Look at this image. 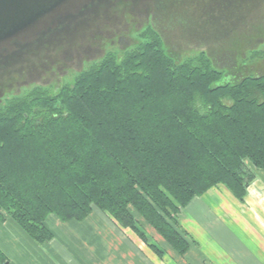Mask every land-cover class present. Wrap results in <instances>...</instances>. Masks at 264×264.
Masks as SVG:
<instances>
[{
    "label": "trees",
    "instance_id": "obj_1",
    "mask_svg": "<svg viewBox=\"0 0 264 264\" xmlns=\"http://www.w3.org/2000/svg\"><path fill=\"white\" fill-rule=\"evenodd\" d=\"M152 1L158 20L132 44L1 99L0 222L44 243L50 217L97 207L160 256L139 221L184 256L183 208L218 184L244 199L264 169V0ZM193 42L207 49L178 51Z\"/></svg>",
    "mask_w": 264,
    "mask_h": 264
},
{
    "label": "crops",
    "instance_id": "obj_2",
    "mask_svg": "<svg viewBox=\"0 0 264 264\" xmlns=\"http://www.w3.org/2000/svg\"><path fill=\"white\" fill-rule=\"evenodd\" d=\"M184 210L182 226L195 240L185 258L147 226L168 246L170 262L134 231L117 230L98 214L84 221L51 218L54 237L44 243L7 218L0 222V246L8 256L5 264H264V169L256 170L242 201L217 185Z\"/></svg>",
    "mask_w": 264,
    "mask_h": 264
},
{
    "label": "water",
    "instance_id": "obj_3",
    "mask_svg": "<svg viewBox=\"0 0 264 264\" xmlns=\"http://www.w3.org/2000/svg\"><path fill=\"white\" fill-rule=\"evenodd\" d=\"M120 1L0 0V100L16 75L22 78L15 87L18 92L31 84H50L41 79L39 64L44 56L70 60L76 71H81L86 61L104 56L94 48L92 37L104 32ZM123 1L142 9L153 5L152 0Z\"/></svg>",
    "mask_w": 264,
    "mask_h": 264
},
{
    "label": "flooded vegetation",
    "instance_id": "obj_4",
    "mask_svg": "<svg viewBox=\"0 0 264 264\" xmlns=\"http://www.w3.org/2000/svg\"><path fill=\"white\" fill-rule=\"evenodd\" d=\"M151 3L153 5L155 4L154 1H151ZM156 15L157 12L150 6L148 9H142L138 5L133 6L131 3L123 0L118 2L112 16L109 17L108 23L104 27V32L101 35H94L92 37L94 48L106 53L110 46L124 48L132 44L135 42V37L132 33L138 30V27L142 25V23L145 25H154ZM137 20L140 22L136 25L135 21ZM44 58L46 60L44 59V61L39 64V67L42 71L41 79L51 81L48 85H57L63 82L66 77L73 75L76 71L73 69V64H71L72 62H70V60H48L47 56H44ZM87 63L88 61L85 62V65ZM21 80L22 78L20 75H16L9 80L8 87H6L3 97H5L9 91H14Z\"/></svg>",
    "mask_w": 264,
    "mask_h": 264
},
{
    "label": "rangeland",
    "instance_id": "obj_5",
    "mask_svg": "<svg viewBox=\"0 0 264 264\" xmlns=\"http://www.w3.org/2000/svg\"><path fill=\"white\" fill-rule=\"evenodd\" d=\"M156 20H158L157 18H155V21ZM139 20H137V21H135V24L137 25V24H139ZM182 25V23L181 22H178V25H175L173 28H174V30H175V33H176V35H178L179 36V38L180 37H183V38H186L185 36V34L183 33V31H182V29H181V25ZM184 24V23H183ZM187 24V26H190V23L189 22H186L185 23V25ZM144 26H145V24H143L142 23V25H140L139 27H138V30H140V29H142V28H144ZM178 28V29H177ZM180 28V29H179ZM132 35L135 37V36H137V32H133L132 33ZM206 37V39L204 38V36H202V39L203 40H209V41H212V42H214L215 41V39L212 37V38H210L209 39V35L208 36H205ZM112 46H110L109 48H108V50H111L112 48H111ZM202 46L200 45V44H197V43H190V44H186V45H183L182 47H180V49L178 50L180 53H183L182 51H189V52H191L192 50H195V48H197V49H199V48H201ZM176 50V49H175ZM101 57V56H100ZM100 57H98L97 59H99ZM51 82V81H50ZM16 89V91H17V88H15ZM15 89H14V91H15ZM218 185H221V184H218ZM217 186V185H216ZM213 187H215V186H213ZM225 188L228 190V191H230L226 186H225ZM185 208H183L182 209V211L180 212V214H179V216H178V219H179V221H180V223L182 224V222H181V219H182V217H183V215H184V212H185V210H184ZM92 214H98V215H102V216H106L108 219V221L109 222H111V224H114V226H115V228L117 229V230H132V231H134L132 228H130V227H123V226H121L116 220H114L108 213H106V212H104V211H101L99 208H97V207H94V210H93V212L91 213V215ZM90 215V216H91ZM50 218H54V219H52V220H57V218L56 217H50ZM51 220V221H52ZM86 220V219H85ZM56 225V222H52L51 223V225ZM147 226H149L148 224H146V225H144L143 224V222H140L139 221V227H140V229L141 230H144L145 231V233H146V236L148 237V239H149V241H150V243H152V244H155V245H157L163 252H164V259H162L163 261H168V262H170L171 261V259H170V255L168 256V254H169V251H167L169 248H168V246H166L164 243V245L166 246H164V245H162L160 242H158V241H156V238H155V236L153 235V233H150L149 232V230L150 229H148L147 228ZM150 227V226H149ZM52 228V227H51ZM151 228V227H150ZM154 230V229H153ZM135 232V231H134ZM154 232V234H157L158 236H160L155 230L153 231ZM138 236H139V234L137 233V232H135ZM140 237V236H139ZM141 238V237H140ZM142 239V238H141ZM143 240V239H142ZM144 241V240H143ZM166 243V242H165ZM144 244H146V246L147 247H150V245H149V243H147L146 241H144ZM167 244V243H166ZM151 248V247H150ZM153 250V249H152ZM183 258H185V255L184 256H182ZM182 258V259H183ZM182 261V260H181ZM182 262H184V261H182Z\"/></svg>",
    "mask_w": 264,
    "mask_h": 264
}]
</instances>
